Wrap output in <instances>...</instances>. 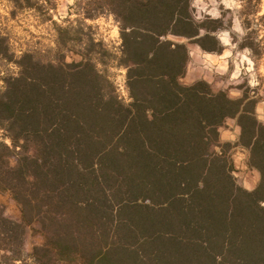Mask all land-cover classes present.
Returning a JSON list of instances; mask_svg holds the SVG:
<instances>
[{
  "label": "trees",
  "instance_id": "obj_1",
  "mask_svg": "<svg viewBox=\"0 0 264 264\" xmlns=\"http://www.w3.org/2000/svg\"><path fill=\"white\" fill-rule=\"evenodd\" d=\"M4 1L11 18L50 21L55 8ZM73 1L52 47L17 52L0 26V192L20 212L0 206V264H264L259 99L181 81L188 43L220 51L205 44L215 29L193 0ZM102 15L118 26L116 54L86 22ZM111 68L125 70L127 100ZM228 119L259 174L252 190L220 141ZM28 232L38 242L26 251Z\"/></svg>",
  "mask_w": 264,
  "mask_h": 264
},
{
  "label": "rangeland",
  "instance_id": "obj_2",
  "mask_svg": "<svg viewBox=\"0 0 264 264\" xmlns=\"http://www.w3.org/2000/svg\"><path fill=\"white\" fill-rule=\"evenodd\" d=\"M55 8L49 13L51 20L43 21L40 13L33 10L20 11L15 17L9 15V6L0 0V26L11 37L17 52L27 47H52L56 34L52 22L64 24L67 19L76 17L73 0H54ZM196 18L209 28H214L215 41L207 40L208 47L219 49L207 52L198 45L188 43L190 62L184 84L197 80L208 82L214 90H225L230 97L238 98L242 91L258 98L256 114L264 122V0H193ZM97 39L103 40L109 50L116 54L120 44L118 26L111 16L102 15L87 20ZM175 40H182L176 38ZM68 60H78L74 54ZM110 72L119 95L127 100L125 70L111 68ZM237 130V132H236ZM220 141L230 143L229 154L234 163V177L238 185L252 190L259 181L256 170L247 166L248 151L236 142L240 128L234 119L226 120L219 129ZM219 151L218 147L214 148ZM13 162V160H11ZM0 206L5 215L20 220L16 202L6 192H0ZM38 238L30 232L25 237L24 248L28 251Z\"/></svg>",
  "mask_w": 264,
  "mask_h": 264
},
{
  "label": "crops",
  "instance_id": "obj_3",
  "mask_svg": "<svg viewBox=\"0 0 264 264\" xmlns=\"http://www.w3.org/2000/svg\"><path fill=\"white\" fill-rule=\"evenodd\" d=\"M190 59H191V57H190ZM236 132H237V130H236Z\"/></svg>",
  "mask_w": 264,
  "mask_h": 264
}]
</instances>
